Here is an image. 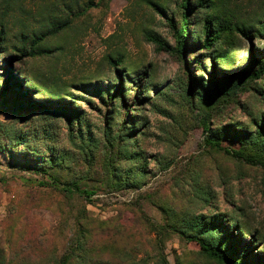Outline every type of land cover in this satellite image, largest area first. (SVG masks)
Instances as JSON below:
<instances>
[{
    "label": "rangeland",
    "instance_id": "rangeland-1",
    "mask_svg": "<svg viewBox=\"0 0 264 264\" xmlns=\"http://www.w3.org/2000/svg\"><path fill=\"white\" fill-rule=\"evenodd\" d=\"M9 1L7 5V0H0V33L2 28L6 30L3 38L0 35V145L5 146L3 151L0 149V248L5 251L2 264H51L74 236L76 227L70 215L82 205L94 218L117 220L127 228L119 245L126 247L131 261L158 264L156 236L146 221L165 225L167 221H184L185 211L213 213L195 195L204 185L211 186L221 212L231 214L249 232L260 235L253 248L264 254V167L208 150L200 114L186 104L178 86L170 91L173 100L169 103L157 95L158 90L167 89L178 78L182 63L177 52L161 47L147 34L175 46L176 34L169 18L178 20L179 0H159L162 12L144 0H110L87 11H83L87 0H80L81 6L74 0ZM68 3L75 8L72 16L81 13L74 15L71 27L40 43L39 49L47 50L43 54H27L30 50L25 39L30 41L46 29L44 16L54 11L58 16L65 15ZM211 4L210 13L220 21L234 14L233 20L240 18L258 27L264 18V0H212ZM189 29H193L192 20ZM232 35L239 50L230 71L242 70L253 56L264 54L262 38L248 40L235 32ZM109 57L122 62L115 67ZM187 58L190 61L194 56L188 53ZM9 64L20 86L17 81L7 83ZM210 66L205 63L207 72L201 74L206 81L211 77ZM144 73L146 84L151 83V98L142 95L136 105L129 95L137 96L135 91ZM258 82L254 81L253 86ZM144 85L141 82L139 86ZM118 89L131 104L127 109L134 117L132 121L138 122L144 132L137 140L146 151L147 157L139 165L144 166L147 175L140 188L113 191L103 182V162L95 158V164L89 167L80 151L69 143L68 121L58 111L72 109L74 120L78 118L84 127H89L91 135L100 136L107 109L113 107L106 102L108 93ZM241 100L246 109L224 107L216 111L213 122L218 123L221 114L255 130L252 118L264 110V101L254 88L243 92ZM41 109L44 111L38 112ZM116 110L125 112L126 107ZM18 113L23 114L21 122L16 120ZM40 114L44 117H34ZM124 117L115 113L114 120ZM12 125L19 137L27 132L28 149L8 147L4 130L12 131ZM49 146L55 151L66 149L68 167L50 168L45 157L54 156V152L46 151ZM31 147L40 150L35 159L31 158ZM53 171L64 180L79 181L95 194L88 201L79 197L66 199L41 183ZM243 236L245 242L251 240ZM163 252L170 264H217L207 259L195 242L176 232L165 237ZM112 257V264H121L119 254ZM103 258L102 264H111L109 257Z\"/></svg>",
    "mask_w": 264,
    "mask_h": 264
},
{
    "label": "trees",
    "instance_id": "trees-1",
    "mask_svg": "<svg viewBox=\"0 0 264 264\" xmlns=\"http://www.w3.org/2000/svg\"><path fill=\"white\" fill-rule=\"evenodd\" d=\"M74 1L76 5L81 6L80 0ZM87 1L83 11L100 6L105 1L109 2L110 0ZM144 1L162 12L159 0ZM211 3L212 0H179L178 20L175 22L173 18H169L170 25L176 34L174 47L153 34H147L151 41L167 50L177 52L182 63L181 74L178 78L174 80V83L168 85L167 89L158 90L157 95L159 99L169 103L170 100H173L169 96L170 91L177 89L178 86L186 104L200 114V124L205 134L204 146L208 150L224 152L229 156L243 158L253 165L264 167V110L252 118L255 130L245 128L243 124L235 122L234 119L227 120L221 114H219L218 123L213 122L215 114L221 112L224 107L232 105L246 109V104L241 100V94L246 90L254 88L259 93L260 99L264 101V54L253 56L244 69L230 71V67L238 59L236 53L239 50V45L237 47L234 41L233 32L248 40L253 38L264 40V18L258 27L240 18L233 20L234 14L229 15L232 18L228 17L220 21L219 18L210 13ZM7 5H10L9 0H7ZM50 9L52 11V8ZM74 10L73 3H68L66 12L64 11L65 15L58 16L57 12L54 11L48 16H44V21L48 22L46 29L34 35L30 41L28 38L25 39L29 43L30 50L27 54L36 55L46 52L47 50L39 49L40 43L71 27L75 16L81 14L77 12L74 14L75 16H72ZM202 10L204 11L202 12ZM9 11L10 9L7 10V13ZM191 20L193 21V29L190 31ZM5 32L6 30L2 28L1 38L4 37ZM0 41L3 43V40ZM27 43L23 42L22 45L26 46ZM188 53L194 56L190 61L187 58ZM109 62L118 67L122 61L109 57ZM205 63H210L212 69L208 81L201 76L207 72ZM11 69L9 64L6 81L7 83H16V81L18 82L16 74ZM146 78L147 75L144 73L141 82L145 85L141 87L139 86L141 82H139L140 84L135 91L137 96L129 95L132 103H136V105L141 102L142 95L146 99L151 98L148 91L151 83L146 84ZM256 80L259 81L258 85L253 86L252 83ZM26 83L32 85L28 80ZM18 85L20 86L19 82ZM6 89H8L7 85ZM54 94L50 93V96H54ZM124 95L121 89L111 94L108 93V101L106 102L113 107L107 109L104 128H100L101 134L97 137L90 134L89 127H84L81 120L78 118L74 120L72 109L60 108L58 111L64 113L68 121L69 143L80 151L83 158L89 162V167H93L95 158L103 162L106 174L103 182L113 191L123 188H140L143 185V177L147 175L144 166L139 165L147 157L146 151L137 140L138 135L144 132H141L138 122L132 121L134 117L127 109L128 107L131 108V104H127L129 102L125 100ZM116 107L119 109L126 107V110L121 112L116 110ZM136 108L140 109V106ZM43 111L44 109L38 110L41 113ZM70 112H72L71 115H68ZM115 113H119L121 116L125 115V117L120 121H115ZM18 115L20 116L16 117V120L21 122L24 119L23 114L18 113ZM41 115L34 117L36 119L44 117ZM11 127L13 128L14 125ZM17 132L14 128L12 131L4 130L8 147L26 146L28 149L29 141L28 137L25 136L28 135L27 132L21 137ZM236 143L240 147L237 148ZM0 149L3 151L5 146L1 144ZM31 149L32 151L29 149L31 158L35 159L34 157L38 156L40 150L32 147ZM47 149V152H54V156L45 157V161H48L51 169H60L63 165H65L64 168L68 167L66 149L55 151L50 146ZM154 157L155 161L160 163L159 158ZM27 162H32V160H27ZM48 177L47 181H41V183L61 193L66 199L79 197L87 200L96 192L82 187L77 180H64L61 174L55 171L48 173ZM195 195L201 197L200 199L204 204L214 212L197 214L185 211L184 221L181 220L177 223L167 221L165 225L146 221L150 232L156 236L154 242L158 258L156 263L170 264L163 252V245L165 237L171 232H176L187 241L195 242L201 253L217 264H264V254L254 251L253 248V243L259 240L260 235L249 232L231 214L221 212L216 207L214 201L216 196L212 192L211 186L204 185L195 192ZM167 213L170 214L169 211ZM70 217L76 227L74 236L69 238L64 253L60 256H54L51 264H102L104 256L109 257L111 263V259L114 258L112 256L117 254L122 258L121 264H137L131 261V257L126 256L127 253L129 254L126 247L119 245V238L124 237L128 230L117 220L94 218L83 205L80 206L79 210L73 211ZM170 217L174 218V215L170 214ZM243 235L250 236L251 240L245 242ZM262 250L264 251V246ZM125 256L124 263L123 258ZM0 259L2 264L5 259V251L1 248Z\"/></svg>",
    "mask_w": 264,
    "mask_h": 264
}]
</instances>
